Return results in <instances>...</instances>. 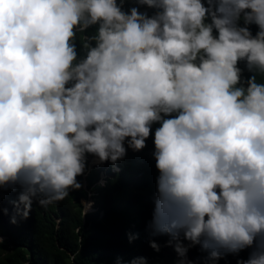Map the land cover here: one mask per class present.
<instances>
[{
	"label": "clouds",
	"instance_id": "obj_1",
	"mask_svg": "<svg viewBox=\"0 0 264 264\" xmlns=\"http://www.w3.org/2000/svg\"><path fill=\"white\" fill-rule=\"evenodd\" d=\"M125 167L176 264H264V0H0V217Z\"/></svg>",
	"mask_w": 264,
	"mask_h": 264
},
{
	"label": "trees",
	"instance_id": "obj_2",
	"mask_svg": "<svg viewBox=\"0 0 264 264\" xmlns=\"http://www.w3.org/2000/svg\"><path fill=\"white\" fill-rule=\"evenodd\" d=\"M80 39L78 33V45ZM77 179L81 183L80 176ZM132 182L126 167L104 185L90 179L92 210L84 215L80 198L87 193L81 188L46 208L34 201L29 218H18L15 224L5 213L0 217V234L7 235L9 244L4 241L0 246V264H117L118 259L119 264H130L138 257L146 258V264H176V252L166 244L169 237L151 235L148 228L153 213L147 211L148 189ZM150 241L159 245V251ZM187 255L193 264H206L199 246Z\"/></svg>",
	"mask_w": 264,
	"mask_h": 264
},
{
	"label": "water",
	"instance_id": "obj_3",
	"mask_svg": "<svg viewBox=\"0 0 264 264\" xmlns=\"http://www.w3.org/2000/svg\"><path fill=\"white\" fill-rule=\"evenodd\" d=\"M83 207V206H82Z\"/></svg>",
	"mask_w": 264,
	"mask_h": 264
}]
</instances>
